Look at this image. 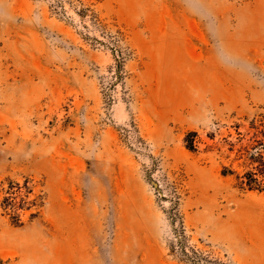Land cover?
Masks as SVG:
<instances>
[{
    "label": "rangeland",
    "instance_id": "1",
    "mask_svg": "<svg viewBox=\"0 0 264 264\" xmlns=\"http://www.w3.org/2000/svg\"><path fill=\"white\" fill-rule=\"evenodd\" d=\"M0 264H264V0H0Z\"/></svg>",
    "mask_w": 264,
    "mask_h": 264
},
{
    "label": "trees",
    "instance_id": "2",
    "mask_svg": "<svg viewBox=\"0 0 264 264\" xmlns=\"http://www.w3.org/2000/svg\"><path fill=\"white\" fill-rule=\"evenodd\" d=\"M244 179L245 181H243V183L249 188V189H252V188H256L258 189L259 188V182L258 180L253 176V173L252 172H247L245 173L244 175Z\"/></svg>",
    "mask_w": 264,
    "mask_h": 264
}]
</instances>
